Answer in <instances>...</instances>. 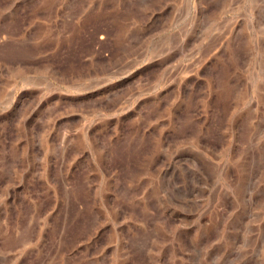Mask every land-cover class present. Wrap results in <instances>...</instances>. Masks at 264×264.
<instances>
[{
    "label": "rangeland",
    "instance_id": "rangeland-1",
    "mask_svg": "<svg viewBox=\"0 0 264 264\" xmlns=\"http://www.w3.org/2000/svg\"><path fill=\"white\" fill-rule=\"evenodd\" d=\"M0 264H264V0H0Z\"/></svg>",
    "mask_w": 264,
    "mask_h": 264
}]
</instances>
